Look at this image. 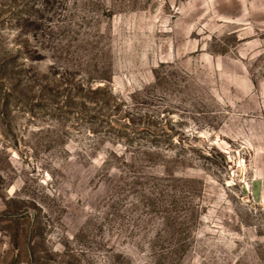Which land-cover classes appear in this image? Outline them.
Wrapping results in <instances>:
<instances>
[{
  "label": "rangeland",
  "instance_id": "374dc122",
  "mask_svg": "<svg viewBox=\"0 0 264 264\" xmlns=\"http://www.w3.org/2000/svg\"><path fill=\"white\" fill-rule=\"evenodd\" d=\"M0 264H264V0H0Z\"/></svg>",
  "mask_w": 264,
  "mask_h": 264
}]
</instances>
